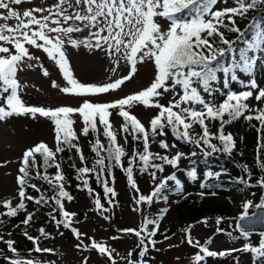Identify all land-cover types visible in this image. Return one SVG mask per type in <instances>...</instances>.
I'll return each instance as SVG.
<instances>
[{"label": "snow or ice", "instance_id": "snow-or-ice-1", "mask_svg": "<svg viewBox=\"0 0 264 264\" xmlns=\"http://www.w3.org/2000/svg\"><path fill=\"white\" fill-rule=\"evenodd\" d=\"M24 3L32 0H0V21H3L0 23V122L13 117L46 119L54 126L55 147L40 142L26 149L16 176L19 202L15 205L11 200L0 202L4 209L0 212V243L12 254L5 255L7 264H48L40 256L55 253L54 249L41 247V238H53L44 227L36 229L39 235L29 231L42 208L50 209L46 215L60 236L64 235L61 228L71 232L77 241L74 245L77 251L94 250L104 259V264H117L116 257L125 264H151L154 257L146 259L150 250L159 252L161 249L156 245L172 239L167 230L161 233L163 240L155 239L169 207H161L154 214L150 211L153 203H168L165 192L169 182L173 183L176 195L184 194L178 172L189 181L199 180L200 189L207 190L199 193L201 197L216 195L212 190L221 186L222 175H229L227 169L221 166L218 171L209 168L198 173V161L192 157L200 155L207 160L219 154L233 158L238 151L237 140L226 128L241 118L258 122L250 125L258 139L251 165L234 161L240 171L234 182L242 186L241 191L252 187L264 190V87L254 73L258 63L254 53H261L260 62H264V0H232V6H228V0H54L51 5L41 0L42 6L22 11L14 7ZM221 3L224 6L217 7ZM252 12L259 15L249 17ZM237 17L249 20L245 29H240ZM9 20L15 23L9 24ZM226 33L237 35L230 40ZM81 48L107 58L110 63L107 71L111 74L108 82H82L75 76L68 50ZM32 49L46 54L62 76L63 85L53 79L51 87L59 94L78 98V106L45 107L31 105L23 99L29 85L18 79L20 71L39 67L43 76H50L41 57L34 55ZM121 62L127 72L113 79ZM147 63L154 67V78L147 87L113 101L100 100L103 94L115 92L131 81L139 66ZM168 94L170 98L162 103ZM137 105L156 110L147 126L131 113ZM113 115L122 118L119 129L110 120ZM77 118L82 125L79 133L74 128ZM215 124L218 127L213 131ZM81 136L90 137L91 163L80 145ZM118 137L123 139L122 144ZM152 145L159 150L152 151ZM180 145L190 146L192 150L184 152ZM65 151L79 157L81 166H70L75 171L77 190L85 191L91 200L93 207L89 211L106 221L111 220V213L119 206L115 170L124 174L134 192L132 211L141 216L138 229H117L137 237L136 248L126 256L93 237H87L86 242V234L76 227L81 223L78 213L68 211L65 205V201L74 200L67 190L68 180L62 167L61 154ZM239 155L243 156V152ZM183 160L189 161L188 167H181ZM169 167L173 171L164 175ZM53 168L54 174L49 171ZM137 174L150 177L148 194L140 190ZM91 178L102 189L103 197L91 186ZM45 184L46 189L42 187ZM29 189L37 195L29 194ZM27 202L36 205V209L29 211ZM240 207L242 211L230 218L235 221L234 227L229 224L233 231L227 233L230 242L244 241L240 247L210 250L214 237H208L202 244L191 236L193 224L181 229L187 244L197 249L189 258L190 264H207L208 258L223 259L237 252L249 254L252 264H264V231L255 232L258 225L264 226V194L258 202L242 201ZM20 213H24V218L13 227L20 228L33 245L24 255L15 247L12 231L5 232L7 223ZM208 219L198 223L207 227ZM222 220L223 217L215 220L217 234L224 231L219 227ZM253 234L259 236L255 244L250 239ZM5 235L9 238L5 239ZM120 238L109 237L113 241ZM178 246L169 245V248ZM136 249L138 258L134 260ZM233 260L239 264L237 257ZM81 264H88V257H83Z\"/></svg>", "mask_w": 264, "mask_h": 264}, {"label": "rangeland", "instance_id": "rangeland-1", "mask_svg": "<svg viewBox=\"0 0 264 264\" xmlns=\"http://www.w3.org/2000/svg\"><path fill=\"white\" fill-rule=\"evenodd\" d=\"M54 0H45V5H51ZM32 6H42L41 0H32V3H24L20 6H14L17 10H24ZM223 3L217 7H223ZM228 6H232V0H228ZM247 20L237 17V22L244 24ZM3 23V21H0ZM9 24H14V20H9ZM161 23H165L162 20ZM166 26V23H165ZM34 55L41 57V62L49 70L50 76L45 77L39 67L34 69L25 68L20 71L21 83H27L29 87L25 89L22 94L23 99L31 105H43L45 107H57L61 105L78 106L80 100L74 97L64 96L59 94L57 90L51 87V80L55 79L58 83L63 85V78L59 74L58 69L55 67L52 61L47 59L46 54L37 49L31 50ZM71 57V64L74 68L75 76L82 82L103 83L108 82V77L111 75L107 69L110 67V63L103 56L102 53L90 54L84 49L79 51L74 49L68 50ZM260 54H256L257 65L254 68V73L258 82L264 87V62H260ZM127 68L123 62L121 67L117 69V73L113 77L119 78L121 75L126 74ZM154 78V67L151 63H147L139 66L138 74L131 80L126 81L121 88L115 92L109 94H103L100 97L101 101L108 102L119 99L123 96L138 92L147 87ZM237 90L238 85H235ZM171 94L162 100V103H166ZM255 103V102H252ZM155 109H145L142 105H137L131 109V113L137 116L142 123L147 125L149 119L155 115ZM114 127L119 126L121 118L113 115L110 117ZM246 121L241 118L235 125L233 133L236 139L241 138L246 133ZM82 125L77 118V123L74 125L75 130L79 133ZM54 126L50 121L40 118L39 120H32L24 117H13L6 122H0V202L4 200H11L13 203L17 199V183L16 176L18 175V168L20 167L19 161L23 155V152L35 146L40 142H45L50 148L55 147L54 140ZM82 138V136H81ZM169 139V138H168ZM171 143V141H169ZM155 145H152L151 149H154ZM199 156V155H198ZM196 156V157H198ZM7 162V163H5ZM184 163H181L183 165ZM170 167L166 169L164 175L172 172ZM150 177L144 180L138 179V186L144 194H148L150 188ZM183 195H170L168 203H160L161 207H169V211L161 223L160 231L157 233L155 239L163 240L162 232H165L172 239L158 243L157 248L161 251H151L146 259L151 260V264H190L189 258L197 252L195 247H191L184 239V233L181 229L187 227L189 224H193L194 227L191 230V236L194 240H199L202 244L208 237H214L213 243L210 245V250H227L232 247H240L244 241L241 239L236 242H230L227 236L228 232H232L233 229L229 227L231 223L235 226V221L230 218L236 217L241 211V202L251 199L247 192L238 193L227 189H221L216 191V195H210L209 199L213 202L214 206L221 209V212L216 213L208 219V226L198 223L201 220H191L183 214L184 207L179 204V200L184 197H195L199 195L201 190L199 187V180L195 181L191 185H183ZM115 190L118 193V207L111 213V220L106 221L97 213L89 211L93 205L84 197H82L80 203L66 205L68 211L83 213L84 220L76 225L82 233L87 237H93L97 241H103L107 245L115 248L121 255L126 256L129 250L135 249L137 244V237L132 233H120L117 229H138L141 222V216L132 211L134 192L129 187L126 188L123 184V179H119L115 184ZM258 202L259 200H254ZM107 206V205H106ZM159 208V209H160ZM4 209L0 206V212ZM156 213V212H155ZM217 217H223L222 223L219 225L224 231L220 234L216 233L217 225L215 220ZM53 238L47 239V244L50 249H54V254H43L40 259L48 262V264H81L83 257H88V264H104V259L100 258L94 250L86 252L77 251L74 245L77 241L73 238L72 234L68 230L61 228L64 232L63 236H60L56 229L50 228ZM173 233L175 234L173 236ZM116 235L121 238L118 240H111L109 237ZM233 235L238 233L233 232ZM253 244L258 242L259 236L253 234L250 237ZM183 241V242H182ZM169 245H179L178 247L169 248ZM150 247V246H149ZM138 249L133 252V259L138 258ZM22 255L26 253H21ZM5 255L11 257V253L0 254V264H7ZM33 255H37L33 253ZM180 259L177 260L176 258ZM233 257L239 259V264H252L249 254L233 253L232 256L223 259L208 258L207 264H235ZM106 259V258H105ZM117 264H125V261L116 257ZM204 264V262H201Z\"/></svg>", "mask_w": 264, "mask_h": 264}, {"label": "trees", "instance_id": "trees-1", "mask_svg": "<svg viewBox=\"0 0 264 264\" xmlns=\"http://www.w3.org/2000/svg\"><path fill=\"white\" fill-rule=\"evenodd\" d=\"M248 15H249V17H251L253 15H259V13L252 12V13H249ZM248 23H249V21L245 25H241V23L237 22V24L241 30L245 29V27L248 25ZM236 35H237L236 33H226L227 38L230 40H234L236 38ZM237 122L227 126L226 131L233 133L234 127H235ZM257 123L258 122L254 121V120L251 122H246V124H247L246 125V133L242 136V138H243L242 140H241V138L236 139L238 151L234 154L233 158H228L226 156H222L219 154L215 155L214 157H210L207 160H205L200 155L198 157H192V160L198 161V163L196 164V169H197L198 173H202L203 171H206L209 168H211L214 171H218L221 169V166H223V168L227 169V172L229 173V175H222L219 178V183L221 186L219 188L213 189L212 191H216L217 189H227V190L235 191L238 193L247 192V194L249 195V197H251L252 200H259L261 194H264V190H262L259 187H252V188H248V189L241 191L242 186L234 182V178L240 175V171H239V169H237L235 167L234 161H236V162L244 161V162H247L249 165H251L253 163L254 157L256 155L255 149L257 146L258 134H257L255 128L251 127L250 125L257 124ZM216 127H218V124H215L213 126V131H215ZM197 131H199L198 126H197ZM89 138H85L82 136L81 147L83 149L85 156L88 157L89 163H91V160L93 158V154L89 151V144H88ZM169 138L172 140L171 134H169ZM103 139L104 138L101 136L102 141H103ZM119 139H120V143L122 144L123 139L121 137H119ZM130 145H131V138L129 137V151H130ZM180 149L183 150L184 152H189L192 150L190 148V146H187V145H180ZM157 150H159V149L157 148L154 151H157ZM239 152H243V156L239 155ZM70 155L72 156L71 159H69ZM61 156L63 158L62 159L63 171L67 177V180H68L67 190L74 197V200L71 203H68L67 201H65V205L80 203L82 197H84L85 199H87L91 203V200L85 191L77 190V187H76L77 181L74 179L75 171L70 166L72 164H75L77 167H80L81 164H80L79 157L76 156L74 152L70 154L67 151L62 153ZM181 163H184L183 165H181L182 168H186L189 166V161H187V160H183ZM125 166H126V160H125ZM252 170L254 173L256 172V169L254 167ZM49 171H50V173L54 174L56 170L53 168V169H50ZM177 175H178V178L181 179L182 184H184V183L192 184L193 183V181H189L183 173L178 172ZM147 177H149L147 174H145L143 176H140L139 174H137L135 178L138 181V179L144 180ZM115 178H116L115 183H117L119 179H123L124 186L126 188H129V186L127 185V181H126L124 174L119 169L115 170ZM254 180H255V177L253 178V182H254ZM33 182L37 183L38 185L40 184L39 181H33ZM210 182H212V181H210ZM90 184L95 189V191L97 193H99L101 195V197H103L102 189L96 185L94 178L90 179ZM169 185H170L169 189L165 192V195H167V196H168V194H175L173 183L169 182ZM42 187L46 189L47 185L46 184L42 185ZM28 192H29V194L37 195L31 189H29ZM18 202H19V199H17L16 203H18ZM16 203H14L13 205H15ZM27 203H28L29 211H33L36 209V205H34L32 202H27ZM102 203H105L103 201V199H102ZM106 205L107 204L105 203V206ZM181 205H183V207H184L183 214L186 215L191 220H202L203 218H209V217H212L213 215H215L216 213L221 212L220 208H217L214 206L213 202L208 198V195H205L203 197L198 195V196L192 197V198H189V197L184 198L181 202ZM157 208H158V203H153L150 211L152 213H154L155 209H157ZM49 210L50 209H48V208H42L39 211H37L36 214L38 215V217L37 218L34 217V221L31 225V228L29 229V231L32 235H39V233L36 231V229H38L39 227H44L49 233H51L50 228L53 227V224L48 220V217L46 215V213ZM70 212H72V211H70ZM23 218H24V213H20L16 218H12L10 220V222L7 223L5 232L12 231L13 235H12L11 239H13L16 242L15 247L20 249L22 253H26V250L32 249L33 245L31 244V242H29L27 239H25V237L21 234L20 228H14L13 227V225L19 224V222ZM78 218L82 222L84 220L83 213H78ZM3 219H5V221H9L8 217H3ZM21 227H23V226H21ZM8 238L9 237L7 235H5V239H8ZM45 240L46 239L41 238V244L44 243ZM0 252L1 253H8L6 245H4L3 243H0Z\"/></svg>", "mask_w": 264, "mask_h": 264}, {"label": "water", "instance_id": "water-1", "mask_svg": "<svg viewBox=\"0 0 264 264\" xmlns=\"http://www.w3.org/2000/svg\"><path fill=\"white\" fill-rule=\"evenodd\" d=\"M260 231H264V226H260V225H258L257 227H256V229H255V232H260Z\"/></svg>", "mask_w": 264, "mask_h": 264}]
</instances>
